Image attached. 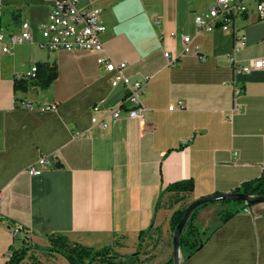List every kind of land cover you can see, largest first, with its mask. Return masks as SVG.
<instances>
[{"label":"crops","instance_id":"obj_1","mask_svg":"<svg viewBox=\"0 0 264 264\" xmlns=\"http://www.w3.org/2000/svg\"><path fill=\"white\" fill-rule=\"evenodd\" d=\"M243 1L248 10L232 31L199 33L195 15L215 0H78L81 8H102L103 54L126 63L131 82H143L145 117L114 121L113 110L128 109L129 89L112 85L99 54L41 46L50 0H0V32L8 35L24 21L33 35L9 53L0 44V264L12 247L24 245L47 264H69L41 250L53 233L133 253L141 231L173 234L170 218L182 205L261 176L264 66L235 75L228 58L237 31L245 37L239 60L264 61V14L255 0ZM184 34L195 52H184ZM38 62L55 63L57 78L41 88L35 76L27 92L15 91L14 79ZM235 84L243 87L239 113L232 111ZM21 100L37 108L23 109ZM93 117L109 127L95 125ZM41 157L47 168L29 174ZM187 179L194 180V191L170 207L174 195L165 188ZM223 208L217 202L200 209L196 223ZM251 210L218 228L181 264H264V202ZM13 226L24 237H15Z\"/></svg>","mask_w":264,"mask_h":264},{"label":"built area","instance_id":"obj_2","mask_svg":"<svg viewBox=\"0 0 264 264\" xmlns=\"http://www.w3.org/2000/svg\"><path fill=\"white\" fill-rule=\"evenodd\" d=\"M257 10L264 14V0H255ZM50 9L47 21L41 26L43 41L41 46L49 51L57 50H77L82 49L98 53L97 63L104 66L108 73L113 74L112 85L117 86L123 82L129 89L125 101L129 102L126 112L123 113L121 107L113 110L112 119L118 120L123 115L129 118H144L147 107L142 102L144 93L143 82L130 81L124 71L126 63H116L104 53V42L102 34L107 30L106 24L102 20V8L94 6L81 8L78 0H50ZM248 10L243 0H215L211 7L195 15V27L199 33L212 32L216 29L228 32L235 28L236 19L244 15ZM237 40L229 53V61L235 72V75L250 72L252 69H259L264 66L263 60L254 61L252 64H243L239 60V54L245 46V37L236 31ZM33 39L31 26L28 22H22L19 27L15 28L8 35L0 32V44L4 53H9L18 44L29 42ZM184 52L193 53L195 50L191 46L192 37L189 34L182 35ZM165 56L170 58L168 52ZM202 60L203 56H199ZM37 65L31 67L24 75L28 79H33L37 73ZM243 93V87L235 84V103L233 112L239 113L240 108L238 98ZM20 107L23 109H35L37 106L31 102L21 100ZM92 122L102 129L109 127L107 120L97 117L92 118ZM48 160L45 157L28 167L27 171L31 175L41 174L43 169L47 168ZM1 198V197H0ZM247 203V202H245ZM245 213H252L251 207L244 208ZM11 233L15 237H24V233L18 226L11 227Z\"/></svg>","mask_w":264,"mask_h":264},{"label":"trees","instance_id":"obj_3","mask_svg":"<svg viewBox=\"0 0 264 264\" xmlns=\"http://www.w3.org/2000/svg\"><path fill=\"white\" fill-rule=\"evenodd\" d=\"M2 26V18L0 17V28ZM36 79H38L41 88H47L58 76V70L55 63L38 62ZM32 86L31 79L23 76H17L14 79L15 91L27 92ZM195 189V182L193 179H187L171 183L165 188V192H172L173 199L171 200L170 207L179 203L192 193ZM234 192H240L253 196H264V170L260 177L244 181L239 187H236ZM221 202L225 208L219 211V220L213 225L205 229H202L197 223V218L200 209L209 206L212 203ZM188 203L182 205L174 211L170 218V225L175 231L184 217L185 211L188 207ZM253 203H245L238 199H221L213 202L205 203L193 211L189 220L186 223L184 231L181 237V252L182 259L187 260L192 257L198 251H200L212 234L227 223L237 214H241L244 208L251 207ZM153 232L162 233L159 228L154 229ZM152 227L146 231H141L140 241L142 242L148 237L152 236ZM49 245L41 248V250L55 255L63 256L69 264H142L140 259L141 243L137 250L130 254H121L115 250V244L105 245L102 247H94L84 245L82 243L71 240L67 235L63 233H53L48 236ZM30 246L24 245L20 248H11V252L5 262V264H22L27 258ZM173 255L164 264H173Z\"/></svg>","mask_w":264,"mask_h":264},{"label":"rangeland","instance_id":"obj_4","mask_svg":"<svg viewBox=\"0 0 264 264\" xmlns=\"http://www.w3.org/2000/svg\"><path fill=\"white\" fill-rule=\"evenodd\" d=\"M221 205V202H219ZM219 220L218 215L209 214L206 217L202 216L199 220V226L204 227L206 222L209 225H215ZM173 238L174 234L167 235L164 232H153L151 237L146 238L141 242L140 259L142 264H164L173 255ZM68 263V261L65 259ZM22 264H47L43 255L30 256L28 260Z\"/></svg>","mask_w":264,"mask_h":264},{"label":"water","instance_id":"obj_5","mask_svg":"<svg viewBox=\"0 0 264 264\" xmlns=\"http://www.w3.org/2000/svg\"><path fill=\"white\" fill-rule=\"evenodd\" d=\"M226 198H231V199H238L242 200L247 203H260L264 202V196H253V195H247L244 193L240 192H234V191H229V192H224V193H214L211 195L204 196L202 198L196 199L192 201L184 214L183 219L179 223V225L176 227L175 231L173 232L174 238H173V264H181L182 261V252H181V237L182 233L184 231V228L186 226L187 221L189 220L191 214L193 213L194 210H196L198 207L205 203L213 202L215 200H221V199H226Z\"/></svg>","mask_w":264,"mask_h":264}]
</instances>
